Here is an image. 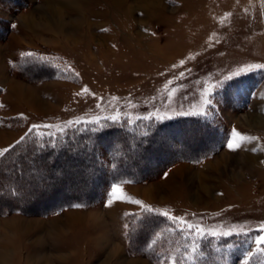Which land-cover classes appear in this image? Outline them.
I'll use <instances>...</instances> for the list:
<instances>
[{
  "label": "rangeland",
  "instance_id": "rangeland-1",
  "mask_svg": "<svg viewBox=\"0 0 264 264\" xmlns=\"http://www.w3.org/2000/svg\"><path fill=\"white\" fill-rule=\"evenodd\" d=\"M254 65H264V0H0V149L52 126L0 164V264H244L264 224V69ZM202 106L207 116L178 115ZM108 116L127 127L57 141L87 125L58 132L69 121ZM113 158L129 179L113 181ZM114 184L123 198L109 205ZM132 200L247 235L206 236L184 260L185 226L133 222Z\"/></svg>",
  "mask_w": 264,
  "mask_h": 264
},
{
  "label": "snow or ice",
  "instance_id": "snow-or-ice-1",
  "mask_svg": "<svg viewBox=\"0 0 264 264\" xmlns=\"http://www.w3.org/2000/svg\"><path fill=\"white\" fill-rule=\"evenodd\" d=\"M24 57H34V53L31 52H24L21 54ZM41 59L43 60L44 58L41 57ZM181 63H183V61H181ZM253 69H264V65H254V66H250ZM245 71V69L241 70V73ZM240 74V73H237ZM183 75V74H181ZM228 79H232V77H225V80ZM223 86V82L218 83L215 87H222ZM84 92H87V89H83ZM79 95V94H78ZM208 93H205V99H204V105H210L212 103L211 99L208 98ZM209 114V112L202 106V109L200 112H195V113H178V115H200V116H207ZM168 117H156V119L159 120H163V119H167ZM106 121H112L113 123H116L119 121V116H108L104 118ZM137 119H142V120H149L152 119L151 116H144V117H137ZM73 124L76 125H80V124H91V125H98L99 127H92L90 130L92 132H98L104 128H106L108 125L107 124H102L100 122L99 118H95L92 120H82V119H78L76 121H69L66 124V127L64 128H59L58 132L63 133L66 131L67 128H71L73 126ZM51 125H31L29 126L28 131L20 137L19 140H17L15 142V145L9 146L7 148L4 149H0V164H3V161L5 159H7L8 154H10L12 151L15 150V147L20 145L21 143H24L28 137L33 133L34 130H38L41 128L44 129H48L51 128ZM147 133H145L146 135ZM40 139H43L42 134L40 135ZM49 143L51 144V146L53 148L56 147V144L54 141H49ZM43 144H39L40 148H43ZM230 149H235L237 147H239L238 144H236L235 142L229 143L227 145ZM15 163V162H13ZM121 192V188L119 186V184H114L112 185V190H111V196L112 199H109L108 204L110 205L113 202V199L115 200H119L122 199L123 197L120 195H117L118 193ZM132 203L138 205L141 209L142 212L141 213H126V216H130L133 220V222L137 221V220H144L147 218V215H162L172 221H175L177 223L183 224L185 226V229L188 232V235L190 237H192L193 239L191 240V246L187 247L185 249V252L187 253L184 256V260H189V261H193L195 259V254L198 251L199 248V243L198 240H202L204 239L206 236H212L214 238L216 237H229V236H233V235H247V233L243 232V230H241L240 232H237L235 227H233L231 230L228 231H220L217 232L215 230H206L203 227L199 226V225H194V224H189L186 220H183L181 218H177L175 216H170L168 212H160L154 208H152L151 206L145 205L143 204L141 201L139 200H132ZM76 207H79V205H74ZM130 225L126 224L125 228H129ZM155 243V241H151L149 243L148 246H152ZM252 243L255 245V251L253 252L251 249H249L248 252L245 253V260H244V264H249V261L252 259H258V264H264V224H262L260 226V228L257 230V235L256 237L252 240ZM217 251H220V249H216ZM167 264H180V260L176 257H172L170 258V261L167 262Z\"/></svg>",
  "mask_w": 264,
  "mask_h": 264
},
{
  "label": "trees",
  "instance_id": "trees-1",
  "mask_svg": "<svg viewBox=\"0 0 264 264\" xmlns=\"http://www.w3.org/2000/svg\"><path fill=\"white\" fill-rule=\"evenodd\" d=\"M193 120H195V121H190V122H196V123H198L199 121H197L198 119H196V118H194ZM187 121H189V120H187ZM104 124H107L108 126L106 127V128H104V129H102V130H100V131H103V130H109V129H113V128H122V127H127V126H125V124H118V123H112V122H105ZM168 124H171V123H168ZM168 124H158L157 122H147V123H142L141 125L142 126H144L145 128H147V127H153V132H157V131H159V130H161L162 128H164L166 125H168ZM173 124V123H172ZM124 125V126H123ZM77 127H79V130H77V128H74L72 131L70 130V132H68L67 134H65V135H63L62 136V138H58L57 139V141H60V142H64V141H70V139H72L71 137L68 139L67 138V135L69 134V133H73V134H78L79 133V131L80 132H84L83 134H88V135H92V134H96L97 132H92L90 129L92 128V127H99L98 125H91V124H87V125H85V126H83V125H81V126H77ZM99 132V131H98ZM152 132V133H153ZM66 142V143H67ZM70 143V142H69ZM118 158H113L112 159V161H113V163H114V165H117V167L118 168H116L114 171H111L110 173V175L113 177L112 179H113V181H118V180H121V179H129V177L131 176V174H129L128 172H130L129 171V169H128V167L127 168H125L126 170H123V168H121V170L122 171H120V172H118V169L120 168V162L117 160ZM137 177V176H136ZM41 213V212H40ZM47 214H49V213H47ZM199 244H200V250H205L206 248H207V241H203V240H201L200 242H199Z\"/></svg>",
  "mask_w": 264,
  "mask_h": 264
},
{
  "label": "crops",
  "instance_id": "crops-1",
  "mask_svg": "<svg viewBox=\"0 0 264 264\" xmlns=\"http://www.w3.org/2000/svg\"><path fill=\"white\" fill-rule=\"evenodd\" d=\"M16 94H17V95H19V92H18V91H16Z\"/></svg>",
  "mask_w": 264,
  "mask_h": 264
},
{
  "label": "bare ground",
  "instance_id": "bare-ground-1",
  "mask_svg": "<svg viewBox=\"0 0 264 264\" xmlns=\"http://www.w3.org/2000/svg\"><path fill=\"white\" fill-rule=\"evenodd\" d=\"M66 27V26H65ZM65 27H63V28H65Z\"/></svg>",
  "mask_w": 264,
  "mask_h": 264
}]
</instances>
